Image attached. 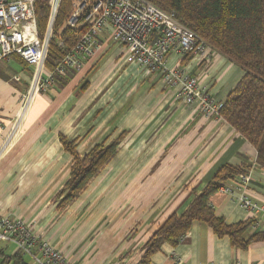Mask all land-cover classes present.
Segmentation results:
<instances>
[{
    "label": "crops",
    "instance_id": "crops-1",
    "mask_svg": "<svg viewBox=\"0 0 264 264\" xmlns=\"http://www.w3.org/2000/svg\"><path fill=\"white\" fill-rule=\"evenodd\" d=\"M167 64L195 76L198 90L216 102H224L244 74L217 51L206 61L171 52ZM66 75L34 98L1 154L0 214L25 220L73 264H264V239L239 247L200 221L143 261L153 231L168 215L182 213L224 165L241 172L221 184L231 194L218 189L209 197L215 214L228 225L253 219L245 237L264 234V213L237 200L244 194L264 207L257 151L220 115L204 114L198 99L179 102L159 72H147L108 34L80 71ZM29 76L19 56L0 61V140ZM61 137L74 141L80 156L118 141L114 155L64 205L56 195L73 159ZM240 174L248 180L239 181ZM18 251L2 243L0 261Z\"/></svg>",
    "mask_w": 264,
    "mask_h": 264
},
{
    "label": "built area",
    "instance_id": "built-area-1",
    "mask_svg": "<svg viewBox=\"0 0 264 264\" xmlns=\"http://www.w3.org/2000/svg\"><path fill=\"white\" fill-rule=\"evenodd\" d=\"M38 0H0V61L19 56L30 70L29 83L22 92L18 108L0 140L1 154L9 148L18 134L21 123L34 98L52 86L58 76L68 71H80L85 60L101 46L108 34L111 41L123 45L130 58L147 72H159L162 81L175 88L176 99L188 104L198 99L206 115H219L223 102H216L198 90L197 78L184 68H171L168 54L194 55L200 60L210 59L215 50L196 32L181 23L174 13H167L149 0H69L67 24L81 34L69 47L61 61L52 69L46 68L52 27L62 0H45L49 15L45 32L39 35L35 4ZM239 181L248 176L240 174ZM231 194L229 186H220ZM237 200L251 211L261 210L244 194ZM13 244L32 264H73L47 240L40 239L23 219L0 214V245ZM37 250V252H35ZM180 261L177 258V263ZM181 264V263H180Z\"/></svg>",
    "mask_w": 264,
    "mask_h": 264
},
{
    "label": "trees",
    "instance_id": "trees-1",
    "mask_svg": "<svg viewBox=\"0 0 264 264\" xmlns=\"http://www.w3.org/2000/svg\"><path fill=\"white\" fill-rule=\"evenodd\" d=\"M149 1L167 13H174L181 23L244 71L223 102L219 115L255 147L256 161L264 168V0ZM69 6V0L61 1L53 23L46 60L49 70L61 61L82 32L67 24ZM35 13L39 35L42 36L48 22L47 1H36ZM61 141L73 159L69 178L56 195L58 204L64 205L74 199L114 155L118 141L96 144L83 156L76 151L74 141L64 137H61ZM240 172V168L222 166L213 179L195 193L182 213L168 215L144 243L143 261H147L162 243H176L193 221L209 225L218 236H228L232 244L239 247L263 240L264 234L261 233L245 237L253 219L228 225L215 214L209 203V197L223 181ZM22 256L19 251L6 255L0 264H25Z\"/></svg>",
    "mask_w": 264,
    "mask_h": 264
}]
</instances>
